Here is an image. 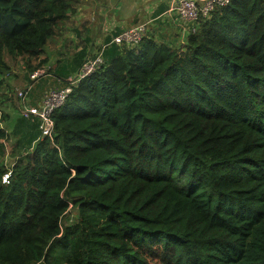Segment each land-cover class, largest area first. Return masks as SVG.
<instances>
[{
  "label": "trees",
  "instance_id": "trees-1",
  "mask_svg": "<svg viewBox=\"0 0 264 264\" xmlns=\"http://www.w3.org/2000/svg\"><path fill=\"white\" fill-rule=\"evenodd\" d=\"M82 1L0 0V76L46 69ZM103 54L10 169L0 126V264H264V0Z\"/></svg>",
  "mask_w": 264,
  "mask_h": 264
},
{
  "label": "crops",
  "instance_id": "crops-1",
  "mask_svg": "<svg viewBox=\"0 0 264 264\" xmlns=\"http://www.w3.org/2000/svg\"><path fill=\"white\" fill-rule=\"evenodd\" d=\"M87 2L88 0L85 1V4H81L75 15L71 17V19L75 20L77 24L81 26V28L85 29L86 26V28H90L87 36H85V39H83L85 42L80 48L82 49L84 47L86 52L85 54H87V52L90 50L89 47L95 43L102 44L103 42L110 44L113 36L119 33L122 29L129 28L140 23L147 24L146 36L153 37L160 42L164 41L167 44L169 42L173 44L180 43V39L186 40L190 32V25L184 22L175 10L171 9L173 6V0H152L146 5L141 6L138 9V12H136L133 16H130L127 10H125L120 11L119 13L109 12L104 16H96V18L93 17L94 12L90 14L87 13L88 7L92 9V6H87L89 5L86 4ZM85 22L89 23L83 27L82 23ZM86 57L87 55L83 57L82 63ZM60 59L63 58L58 57L56 62L60 63ZM81 65L74 66L68 70L66 77L63 75L58 77L63 84L62 87L66 85L67 79L69 77L74 76L77 73ZM45 67L48 69L52 68L50 64H47ZM12 72L14 73V71L11 69L7 75L0 76V79H2L0 85V110L2 115H5V125L2 121L1 127H4L9 133L7 143L8 147L11 148L9 151L11 153L17 150V142L12 138V133L14 130L16 131V134L18 133L21 137L23 134H27L28 128H30V121L24 123V120L22 119L24 116L21 113L22 111L20 103L16 98V95H14L16 89L25 87L27 78L26 72L24 75L19 74L18 78L9 81V77ZM25 103L29 105H38L32 104L28 95ZM34 118L37 120L36 117Z\"/></svg>",
  "mask_w": 264,
  "mask_h": 264
},
{
  "label": "rangeland",
  "instance_id": "rangeland-1",
  "mask_svg": "<svg viewBox=\"0 0 264 264\" xmlns=\"http://www.w3.org/2000/svg\"><path fill=\"white\" fill-rule=\"evenodd\" d=\"M85 1L86 0L82 1V5L85 4ZM107 1L109 2L110 0H88L86 4H89L87 6H92V9L88 7L87 13L90 14L94 12L93 17L96 18V16L97 17L104 16L108 14L109 12L119 13L120 11L126 10L125 9L126 5L124 3H117L118 0L115 3L117 6L106 8L105 6L106 4H108ZM74 15L75 13H73L71 17H73ZM88 23L89 22L82 23V26L85 27V25H87ZM61 32L63 33L55 37L54 40L51 43H49L46 47L45 57H47L48 59L47 64H50V66H52V68L50 69L46 68L48 69L46 70L47 71L46 74L38 77L37 79H31L30 78L31 72L26 71V69L23 67V63L21 62V60L19 61L17 60V62L11 63V69L14 71V73L12 72V74L10 75L9 81L14 80L15 78H18L19 74L24 75V73L26 72L27 78H26L25 88L31 85V88L28 90L27 95L30 97V102L32 104H40L42 100L44 99L45 94L47 92H49L51 89L62 87L63 84L61 83L58 77L60 75H63L66 77L68 74L67 73L68 70H70L74 66H77L78 64V60L80 58L78 57V55L80 54L79 49L82 47V44L85 42V40L83 39L85 38V36H87L88 31L81 28V26L77 24L75 20H72L70 18L66 23L62 25ZM186 40L180 39V43L173 44L169 42L168 44L179 47ZM161 42H164V41H161ZM101 46L102 45L100 43H95L94 45L89 47L90 50L87 52V56L95 54L100 49ZM58 57L63 58V59H60V63L56 62ZM3 75L5 76L7 75V73H4ZM14 95H16V93ZM22 119L24 120V123L28 122V120L30 121L29 122L30 123L29 132L31 131L30 133L34 135L36 130L34 128L32 129L31 126L32 124H34L35 127L37 128L38 120L36 121L34 117H30V118L23 117ZM2 121H3V124L5 125L4 123L5 115H2V112H1L0 126L2 124ZM14 132L12 133V138L13 140L17 142L16 143L17 150L12 153L9 152L11 148L8 147V143L6 141L7 151L3 157V162H2L9 169L12 168V166L14 165V162L20 157L22 152H24V150L27 149L26 148L28 147L27 142L29 141L27 137L28 135H30L28 133V135L23 134L20 137L18 133L16 134L15 130ZM76 220H77V212L76 210L72 208L63 218V223L72 224ZM60 250H61L60 247H58V251H56V255L60 253Z\"/></svg>",
  "mask_w": 264,
  "mask_h": 264
},
{
  "label": "built area",
  "instance_id": "built-area-1",
  "mask_svg": "<svg viewBox=\"0 0 264 264\" xmlns=\"http://www.w3.org/2000/svg\"><path fill=\"white\" fill-rule=\"evenodd\" d=\"M231 0H173L171 9L175 10L179 17L190 25V32L196 31L200 19L209 17L211 12L216 7H222L229 4ZM147 34V24L140 23L129 28L122 29L119 33L113 36L111 43L118 45L136 46L138 45ZM110 43V44H111ZM100 49L93 55H88L83 61L81 67L74 76L67 79V85L64 87H57L51 89L45 94L44 99L38 105L26 104L27 92L31 85L26 88H18L15 90L16 98L18 99L21 107V113L25 118L36 117L39 120V130L41 136H54V120L52 114L54 110L61 106L69 93L72 91L73 86L81 79L95 72L101 68L105 63L104 49L109 45L102 43ZM47 69H38L30 73L31 79L47 73ZM11 175V170L6 172L3 176V181L7 182Z\"/></svg>",
  "mask_w": 264,
  "mask_h": 264
},
{
  "label": "water",
  "instance_id": "water-1",
  "mask_svg": "<svg viewBox=\"0 0 264 264\" xmlns=\"http://www.w3.org/2000/svg\"><path fill=\"white\" fill-rule=\"evenodd\" d=\"M117 0H110L106 5L107 8L117 6ZM152 0H118L117 3H124L126 5V10L130 16H133L141 6L146 5Z\"/></svg>",
  "mask_w": 264,
  "mask_h": 264
}]
</instances>
